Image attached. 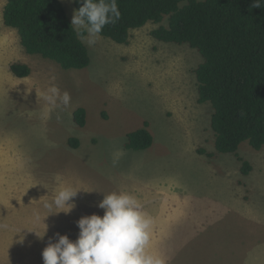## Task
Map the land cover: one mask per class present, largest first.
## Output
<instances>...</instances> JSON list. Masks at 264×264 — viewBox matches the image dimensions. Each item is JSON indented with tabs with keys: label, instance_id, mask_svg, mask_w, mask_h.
I'll use <instances>...</instances> for the list:
<instances>
[{
	"label": "rangeland",
	"instance_id": "rangeland-1",
	"mask_svg": "<svg viewBox=\"0 0 264 264\" xmlns=\"http://www.w3.org/2000/svg\"><path fill=\"white\" fill-rule=\"evenodd\" d=\"M61 1L72 20L75 0ZM6 2L0 0V264H44L49 241L57 233L75 241L76 222L103 216L98 205L113 191L140 200L154 220L151 251L167 264H264V147L241 144L238 153L252 167L246 176L235 155L217 153L213 107L198 102L201 53L156 40L158 25L149 23L126 45L101 35L95 45L84 42L89 67L65 70L24 50L18 31L4 24ZM15 63L31 75L15 77ZM52 85L70 93V106L44 100ZM78 108L87 113L84 127L74 121ZM144 127L153 145L127 150V135ZM117 149L124 154L113 166ZM64 186L77 191L74 207L45 208Z\"/></svg>",
	"mask_w": 264,
	"mask_h": 264
},
{
	"label": "trees",
	"instance_id": "trees-1",
	"mask_svg": "<svg viewBox=\"0 0 264 264\" xmlns=\"http://www.w3.org/2000/svg\"><path fill=\"white\" fill-rule=\"evenodd\" d=\"M121 19L105 26L101 36L126 45L132 31L147 24L156 40L189 45L204 61L195 70L198 102L213 107L211 128L217 153L235 155L246 176L252 167L239 155L241 144L264 147V0H117ZM77 9L80 0H75ZM4 24L17 30L29 55L56 62L65 70L89 67V49L77 34L61 0H7ZM17 78L31 75L26 64L10 67ZM84 108L74 121L86 125ZM78 146L77 139H70ZM153 145L147 127L127 135L126 149L144 151ZM200 153H205L199 150ZM211 156V154H207Z\"/></svg>",
	"mask_w": 264,
	"mask_h": 264
},
{
	"label": "clouds",
	"instance_id": "clouds-1",
	"mask_svg": "<svg viewBox=\"0 0 264 264\" xmlns=\"http://www.w3.org/2000/svg\"><path fill=\"white\" fill-rule=\"evenodd\" d=\"M80 3L81 6L74 10L71 27H75L81 40L92 46L105 26L116 24L122 14L117 0H80ZM261 4L262 0H255L252 7L261 8ZM43 98L52 107L71 104L70 93L61 94L56 85L50 86ZM123 154L122 149L112 153L113 166ZM76 195L72 187H61L44 207L71 210L74 205L69 201ZM98 206L104 210V215L80 218L76 222L80 232L75 241L59 233L55 242L49 241L42 252L44 264H167L164 256L151 251L154 220L143 211L134 194L113 191L106 194Z\"/></svg>",
	"mask_w": 264,
	"mask_h": 264
}]
</instances>
